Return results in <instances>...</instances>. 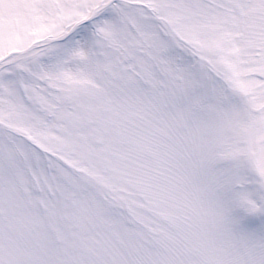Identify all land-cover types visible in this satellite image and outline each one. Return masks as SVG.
Returning a JSON list of instances; mask_svg holds the SVG:
<instances>
[{
    "label": "snow or ice",
    "instance_id": "1",
    "mask_svg": "<svg viewBox=\"0 0 264 264\" xmlns=\"http://www.w3.org/2000/svg\"><path fill=\"white\" fill-rule=\"evenodd\" d=\"M0 264H264V0H0Z\"/></svg>",
    "mask_w": 264,
    "mask_h": 264
}]
</instances>
